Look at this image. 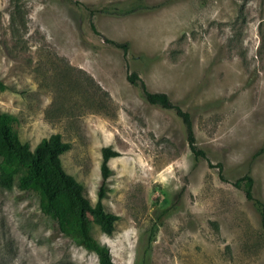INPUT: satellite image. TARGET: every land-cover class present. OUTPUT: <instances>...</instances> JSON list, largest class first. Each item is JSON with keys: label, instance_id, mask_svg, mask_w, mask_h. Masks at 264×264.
Instances as JSON below:
<instances>
[{"label": "rangeland", "instance_id": "obj_1", "mask_svg": "<svg viewBox=\"0 0 264 264\" xmlns=\"http://www.w3.org/2000/svg\"><path fill=\"white\" fill-rule=\"evenodd\" d=\"M131 73L190 114L206 157ZM0 80L20 140L59 133L91 203L102 148L118 152L103 205L119 219L111 235L91 224L114 264H264L260 216L233 185L249 174L264 203V0H0ZM0 264L99 263L37 194L0 187Z\"/></svg>", "mask_w": 264, "mask_h": 264}, {"label": "trees", "instance_id": "obj_2", "mask_svg": "<svg viewBox=\"0 0 264 264\" xmlns=\"http://www.w3.org/2000/svg\"><path fill=\"white\" fill-rule=\"evenodd\" d=\"M71 2V0H67ZM90 26L99 34L93 21ZM106 42L128 51V43ZM129 83L139 86L145 100L151 105L173 110L185 128L186 139L195 157H206L196 145L190 114L174 104L166 93L150 92L144 81L136 73L128 74ZM0 80V90H7ZM16 118L8 112H0V187L32 192L39 196L41 212L56 223L57 230L77 246L94 253L99 264H114L109 247L96 240L91 233V224L111 235L119 217L105 210L103 200L108 192L107 179L112 171L109 160L118 156L111 147L102 148L100 163L101 180L97 189L95 203L85 196L83 185L68 174L62 165V155L69 150L70 143L64 141L59 133L41 139L33 148L22 142L14 130ZM257 153L253 155L256 157ZM253 178L247 174L233 185L243 190L245 198L258 212L264 228V203L253 195Z\"/></svg>", "mask_w": 264, "mask_h": 264}]
</instances>
